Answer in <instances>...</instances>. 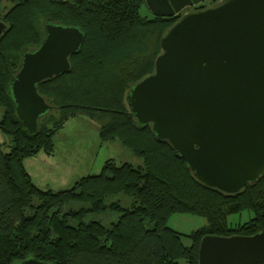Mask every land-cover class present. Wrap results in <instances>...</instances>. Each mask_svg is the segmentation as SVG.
Listing matches in <instances>:
<instances>
[{"label":"trees","instance_id":"trees-1","mask_svg":"<svg viewBox=\"0 0 264 264\" xmlns=\"http://www.w3.org/2000/svg\"><path fill=\"white\" fill-rule=\"evenodd\" d=\"M9 1L0 6V20L8 25L0 37V131L9 140L0 145V264L32 256L49 264H199L205 236L264 231V177L234 196L205 187L169 143L156 140L151 126L136 124L126 105L129 89L154 72L161 39L180 16L145 17V0ZM49 20L79 27L86 39L71 58L70 73L39 85L54 110L31 135L9 91L24 54L46 37ZM80 116L108 119L99 130L101 142L119 141L142 163L108 161L100 175L83 177L69 189L42 190L24 161L52 155L56 135ZM121 196L132 206L108 201ZM75 203L83 206L74 213L65 210ZM106 212L119 214L110 227L88 219ZM245 212L253 214L248 222H230ZM175 214L207 222L188 236L190 247L168 226Z\"/></svg>","mask_w":264,"mask_h":264},{"label":"water","instance_id":"water-1","mask_svg":"<svg viewBox=\"0 0 264 264\" xmlns=\"http://www.w3.org/2000/svg\"><path fill=\"white\" fill-rule=\"evenodd\" d=\"M145 1L155 17L171 18L207 0ZM5 29L1 21L0 37ZM45 31L41 45L24 54L9 91L31 135L54 110L39 85L70 73L86 39L79 27L52 20ZM160 47L154 72L126 95L136 124L151 126L209 189L234 196L257 184L264 177V0H223L186 13ZM16 264L49 263L32 256ZM199 264H264V231L205 236Z\"/></svg>","mask_w":264,"mask_h":264},{"label":"rangeland","instance_id":"rangeland-1","mask_svg":"<svg viewBox=\"0 0 264 264\" xmlns=\"http://www.w3.org/2000/svg\"><path fill=\"white\" fill-rule=\"evenodd\" d=\"M206 3L207 4L204 6L205 9L207 7H212L209 1ZM6 5H11L9 0H5L2 7H6ZM141 12L143 16L150 19L154 17L151 10L147 6V3L143 6ZM3 112L4 109L0 107V116ZM71 120L73 121L66 127V129L64 130L63 128L62 131L55 137V143L57 145V148H55L57 155L56 159L66 167L65 170L59 169V171H57V169L53 170L51 168H47L43 172V177L47 178V183L52 185L49 189H53L55 191L66 190L73 187L83 177H87L89 175H100L108 161H112L118 166L126 163L133 165H139L142 163L138 157L125 148L119 141L116 140L107 143L101 142L102 140L99 130L101 125L107 123L106 121L108 119L93 121L88 117L80 116L75 119L72 118L69 121ZM38 173L42 175V173ZM63 182L64 186H58ZM108 201L109 203L114 201L119 202L122 206H132V204H130V200L124 199L122 196L111 198ZM125 201H128V203ZM82 206L83 205L81 203H75L72 204L71 207H66L65 210L67 212L74 213ZM252 217V212H245L240 216L236 215L231 217L230 222L232 224H244ZM118 218L119 214L106 212L99 216L91 215L88 219L100 221L104 226L110 227L112 223L118 220ZM88 219L86 221H88ZM206 224L207 222L203 218L188 214H175L168 220V226L182 234V241L187 247L192 245L191 239L188 238V236L201 229ZM181 263L185 264L184 261Z\"/></svg>","mask_w":264,"mask_h":264},{"label":"crops","instance_id":"crops-1","mask_svg":"<svg viewBox=\"0 0 264 264\" xmlns=\"http://www.w3.org/2000/svg\"><path fill=\"white\" fill-rule=\"evenodd\" d=\"M73 119H75V118H73ZM72 121L73 120L69 121L65 125L64 130ZM55 140H56V138H55ZM8 144H9L8 138L0 131V145L6 146ZM56 146L57 145L55 143V148H57ZM6 151H8V149H6ZM56 158H57V155H56V150H55L52 155L40 153L39 155H37L35 157L28 158L24 161L25 169L27 170V172L31 176L34 184L37 187L41 188L42 190H49V188L52 187V185H49V183H47V178L43 177L44 170H46L47 168H51L53 170L57 169V171H59V169L65 170V168H66ZM27 161H29V162H27ZM33 162H35V163H33ZM38 172L42 173V175L39 174ZM58 186H64V182L60 183ZM51 190H53V189H51Z\"/></svg>","mask_w":264,"mask_h":264},{"label":"flooded vegetation","instance_id":"flooded-vegetation-1","mask_svg":"<svg viewBox=\"0 0 264 264\" xmlns=\"http://www.w3.org/2000/svg\"><path fill=\"white\" fill-rule=\"evenodd\" d=\"M5 0H2L1 1V4L4 2ZM210 2V5H212V7H214L215 5H219V3H221L223 0H207L206 2ZM206 2L204 3H201L199 5H194V6H191V7H187L186 9H184L181 14H180V17H182L184 14L186 13H192V12H195V11H199V10H202V9H205L204 6L207 4ZM1 6V5H0ZM208 8V7H207ZM191 11V12H190ZM4 22V20H2ZM1 22V20H0ZM5 23V22H4ZM6 24V23H5ZM8 29V25L6 24V29L5 31ZM4 31V33H5ZM3 33V34H4Z\"/></svg>","mask_w":264,"mask_h":264}]
</instances>
